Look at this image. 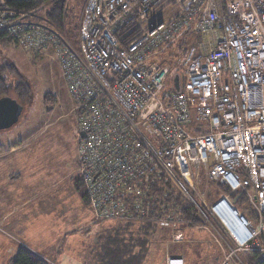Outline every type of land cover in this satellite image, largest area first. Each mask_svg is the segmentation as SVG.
<instances>
[{
  "label": "built area",
  "instance_id": "obj_1",
  "mask_svg": "<svg viewBox=\"0 0 264 264\" xmlns=\"http://www.w3.org/2000/svg\"><path fill=\"white\" fill-rule=\"evenodd\" d=\"M165 4L175 16L151 20ZM30 17L0 11V33L30 55L53 46L76 103L78 173L95 215L195 227L152 199L150 185L164 176L215 223L226 250L220 264H237L246 250L264 259V0H85L76 47ZM126 23L138 35L121 48L115 31ZM181 26L211 31L213 41L181 52L176 90V72L165 88L169 68L148 58ZM204 181L223 189L211 203ZM239 194L255 223L232 202ZM164 264L184 263L166 255Z\"/></svg>",
  "mask_w": 264,
  "mask_h": 264
},
{
  "label": "rangeland",
  "instance_id": "obj_2",
  "mask_svg": "<svg viewBox=\"0 0 264 264\" xmlns=\"http://www.w3.org/2000/svg\"><path fill=\"white\" fill-rule=\"evenodd\" d=\"M84 1L66 0L67 27L69 26L72 30V27L76 25V43H73L67 35L63 36L65 41L73 47H76L77 44ZM176 12L177 10L174 7L173 9L165 7L154 12L151 20L159 18L168 20L173 18ZM41 14H43L42 11L35 12L37 16ZM192 33L188 27H179L171 39L154 50L149 57L151 65L161 64V66L169 68L170 73L165 88L173 89V74L182 72L179 58L182 55L181 52L185 49L182 45L184 43L183 38L185 35ZM212 36L213 33L210 31L208 34H199L198 39L201 44L209 45L213 41ZM21 50V48L12 45H0V68L6 64H12L29 86V100L23 106H20L21 111L14 124L11 138L12 140H19L22 136L18 135L16 130L19 131L24 125L32 128L31 135L23 133V137L30 135L26 138L29 144L23 153L30 164L31 175L29 178H31L30 183L33 185L31 188L26 187L24 189V195L28 190V193L37 191L40 203L38 205L32 202L29 207L25 206L21 210L26 214L27 212L29 214V209L31 210L29 223H23L27 232L24 237L13 234L2 225L0 227L4 233L0 232V237L7 239L14 245L15 241L12 238L19 242L23 240L24 244L35 252L46 249L49 251H45V257L47 258L54 257L51 249L60 247L59 255L52 259V264H97L98 258H96L95 252L97 246L99 247L104 239L101 234L105 233L106 225L112 223H102L95 220L82 199L85 187L81 186L80 189L74 187V181L78 178L76 163L78 120L75 102L73 99L71 100L68 94L59 65L56 63L57 60L55 58L54 61L52 58L51 49L32 57H27ZM47 94L52 96L55 102L50 101L49 98L45 100ZM193 115L192 112V118ZM7 132H9L8 129L0 128V138L5 137ZM213 186L214 184L209 181H204L202 184V190L205 191L208 203H211L218 196L212 190ZM36 188H39V190ZM230 198L235 206L242 199L243 209L248 207L251 214L247 217L254 222L257 214L251 209L246 200L242 196H231ZM15 215H19V212H16ZM38 215L46 219L47 223H41L37 218ZM50 220L56 222L53 223L56 224L54 234L51 233L54 230L49 227L50 223L48 221ZM65 222L73 223L74 228L78 229L76 232L72 231L71 237L61 235V223ZM193 225L195 227L182 229V224L179 226L180 229L176 230H174L175 227H157L155 236L152 235L147 249H145L142 264H162L166 255L182 257L185 264H220L226 250L220 236L216 233L215 223L210 225V222L207 224L199 222ZM190 229L193 230L192 233ZM39 230H42V232L39 233ZM174 233L181 234L180 241L173 239ZM6 235L11 237L9 238ZM94 246L96 249H94ZM112 246L114 247L111 243H104L101 247L109 249ZM0 249L2 248L0 247ZM2 252L0 250V254ZM239 257L236 260L237 264H246V259ZM135 263L137 261L133 262V264ZM0 264H7V261H2Z\"/></svg>",
  "mask_w": 264,
  "mask_h": 264
},
{
  "label": "trees",
  "instance_id": "obj_3",
  "mask_svg": "<svg viewBox=\"0 0 264 264\" xmlns=\"http://www.w3.org/2000/svg\"><path fill=\"white\" fill-rule=\"evenodd\" d=\"M165 7H171L173 9L174 6L165 4L163 8ZM66 10V0H0V11L11 12L12 14L31 12V17L29 18L30 22L42 26L45 29H51L53 32L67 35L69 39L73 41V43H76L75 36L77 28L76 25L72 27V30H70L69 26L67 27L68 23L66 22ZM39 11H42L43 14L39 16L35 15V12ZM137 35L138 30L135 26H132L129 23L124 24L121 28L115 31V36L121 48L125 47L127 40L135 38ZM198 38L199 35H196L194 33L185 35L183 38L184 43L182 44L183 48L191 45H198L200 43V40ZM78 44L79 40L77 37L76 46H78ZM0 45H12L16 48H21L15 35H12L11 33L9 34L7 32L0 33ZM47 49H51L53 51V55L55 56V50L51 45L42 49L36 54H40ZM23 52L27 57L36 55L27 54L25 53V51ZM57 63L59 65V69L61 71V76L63 78L65 86L67 88L66 82L63 77V69L60 66L58 60ZM175 78L177 84L176 90H179L181 87L180 73L176 72L174 75V80ZM11 92L14 94H12ZM11 95H13V97H11ZM48 98L50 99V101L55 102V99L52 96H50L49 94L45 95V100H48ZM0 100H14L19 106H23L29 100V86L25 79L18 73V71L12 64L3 65L0 68ZM75 111L77 115L76 103ZM76 131L77 136L79 137L78 130L76 129ZM78 137L76 140L77 146ZM76 163L78 178L74 181V187L76 189H80L81 186L85 187V185L81 179V175L78 173V153L76 156ZM211 183L214 184L212 190H214L216 195H218L219 192L223 191L219 184H217L216 182ZM148 191L151 194V197H153L152 199H154L155 197L162 204L171 203L172 205H170L169 207L171 209H174L181 216L183 215V217H185L186 219H190L192 221V224L203 221V219L199 217V215H197V211L194 206L189 201L182 198L179 192L170 182V180H166L164 176H161L158 180L153 182L150 185ZM208 193L210 194V192ZM235 196H242L244 200H246L243 195H233L232 197ZM88 198L89 197L87 195V190L85 187V192L82 196V199L85 205L90 209L95 220L102 223H112L110 225H106L104 230L105 233L101 234L102 236H104V239L100 243L99 247L97 246L96 249V247L94 246V249H96V258H98L97 264H133L134 261H137V263L135 264H142V258H144L145 256V249H147L149 240L151 239L152 235L155 236L157 227H162H160L158 223H154L151 220L142 223H134L133 221H125L119 216L115 218H99L95 215L93 209L90 207ZM241 201L242 199H240L237 203L238 210H240V213L244 216H250L251 214L249 212V208L245 207L243 209ZM153 215H156V213L153 212ZM93 225L95 226V224ZM183 227H185V225H183ZM179 228L177 227V229ZM0 232L4 233L1 227ZM104 243H111L112 245H114V247L112 246L109 249L102 248L101 246ZM58 253L59 247L56 248V254ZM238 257H243V259H246V264H264V259L260 258L258 251L255 250L243 251L238 255ZM54 258L55 257L47 258L43 254L40 255L39 253L27 247V245L25 244L19 246L15 255L11 258L8 264H52L51 262H53L52 259Z\"/></svg>",
  "mask_w": 264,
  "mask_h": 264
},
{
  "label": "crops",
  "instance_id": "obj_4",
  "mask_svg": "<svg viewBox=\"0 0 264 264\" xmlns=\"http://www.w3.org/2000/svg\"><path fill=\"white\" fill-rule=\"evenodd\" d=\"M51 52H52V58L55 61L56 57L53 55L52 50ZM15 122H13L8 127L2 128L4 130L8 129L9 132L6 133L5 137L0 138V226L2 225L5 229L12 232L13 234H17L24 237L27 232L25 229L26 226L23 225V223H29V219L31 216L29 214L31 213V210L29 209V214L28 212L27 214L25 212H21V210H23L25 206L29 207L32 202L39 205L40 197L37 191H34V193L32 192L28 193L29 192L28 190L26 195H24V189H26V187L31 188L33 186L32 183H30L31 178H29L31 175L30 164L25 158L26 155L23 153L29 144L26 138L31 135L32 128H28L29 126L27 125L22 126L19 129V131L16 130L17 134L22 137L19 140H12L11 135ZM23 133L26 135L27 134L30 135L23 137ZM36 189L39 190V188ZM16 212H19V215H15ZM37 218L41 223H47L46 219L41 218L40 215H38ZM50 221H48L50 223L49 227L52 230H54L51 232L54 234L56 231V224L53 223L56 222L55 220L51 222ZM203 222L204 224H207L205 221ZM61 224H62V227L60 228L62 230L61 235L65 237L67 235L68 237H71L72 231L75 232L77 231L76 228H74L73 223L65 222ZM186 227L193 228V226H186ZM184 228L185 227H183L182 229ZM191 231L193 230L190 229V232ZM41 232L42 230H39V233ZM8 237L10 238L11 236ZM12 239L13 241H15V245L12 244L7 239L4 238L2 239V237H0V247L2 248L0 250L3 251L2 254H0V262L7 261L8 264L11 258L15 255L19 246L25 245L23 240L19 242L14 238ZM64 242L66 243V241ZM51 250H52L51 253L54 254V257L59 255V253L56 254V249H51ZM60 250L61 249L59 247V252ZM45 251L49 252L48 250L43 249L40 251L37 250V253H39L40 255L42 254L45 255ZM182 259H183V263L185 264L184 258ZM162 264H164V259L162 261Z\"/></svg>",
  "mask_w": 264,
  "mask_h": 264
},
{
  "label": "water",
  "instance_id": "obj_5",
  "mask_svg": "<svg viewBox=\"0 0 264 264\" xmlns=\"http://www.w3.org/2000/svg\"><path fill=\"white\" fill-rule=\"evenodd\" d=\"M20 106L13 100H0V128L8 127L17 120Z\"/></svg>",
  "mask_w": 264,
  "mask_h": 264
},
{
  "label": "clouds",
  "instance_id": "obj_6",
  "mask_svg": "<svg viewBox=\"0 0 264 264\" xmlns=\"http://www.w3.org/2000/svg\"><path fill=\"white\" fill-rule=\"evenodd\" d=\"M240 211V210H239ZM164 261H165V259H164Z\"/></svg>",
  "mask_w": 264,
  "mask_h": 264
}]
</instances>
